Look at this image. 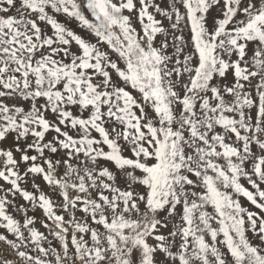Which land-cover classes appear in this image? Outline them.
<instances>
[{
  "label": "snow or ice",
  "instance_id": "snow-or-ice-1",
  "mask_svg": "<svg viewBox=\"0 0 264 264\" xmlns=\"http://www.w3.org/2000/svg\"><path fill=\"white\" fill-rule=\"evenodd\" d=\"M0 264H264V0H0Z\"/></svg>",
  "mask_w": 264,
  "mask_h": 264
}]
</instances>
